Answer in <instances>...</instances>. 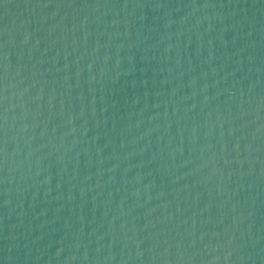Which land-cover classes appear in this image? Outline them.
Returning <instances> with one entry per match:
<instances>
[{"label":"water","instance_id":"obj_1","mask_svg":"<svg viewBox=\"0 0 264 264\" xmlns=\"http://www.w3.org/2000/svg\"><path fill=\"white\" fill-rule=\"evenodd\" d=\"M0 264H264V0H0Z\"/></svg>","mask_w":264,"mask_h":264}]
</instances>
